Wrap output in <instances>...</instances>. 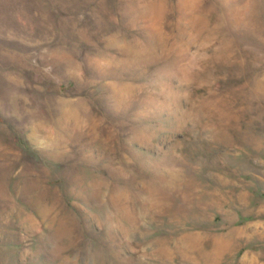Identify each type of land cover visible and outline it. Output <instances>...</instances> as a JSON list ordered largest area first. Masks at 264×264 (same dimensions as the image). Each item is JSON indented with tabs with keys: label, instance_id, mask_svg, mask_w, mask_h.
<instances>
[{
	"label": "rangeland",
	"instance_id": "374dc122",
	"mask_svg": "<svg viewBox=\"0 0 264 264\" xmlns=\"http://www.w3.org/2000/svg\"><path fill=\"white\" fill-rule=\"evenodd\" d=\"M0 264H264V0H0Z\"/></svg>",
	"mask_w": 264,
	"mask_h": 264
}]
</instances>
